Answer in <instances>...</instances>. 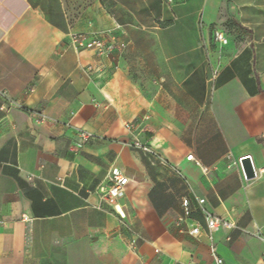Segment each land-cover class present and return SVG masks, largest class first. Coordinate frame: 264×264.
I'll return each instance as SVG.
<instances>
[{
    "label": "crops",
    "instance_id": "obj_1",
    "mask_svg": "<svg viewBox=\"0 0 264 264\" xmlns=\"http://www.w3.org/2000/svg\"><path fill=\"white\" fill-rule=\"evenodd\" d=\"M112 167L134 250L98 193ZM200 199L243 230L209 241ZM212 249L264 264V0H0V264H215Z\"/></svg>",
    "mask_w": 264,
    "mask_h": 264
},
{
    "label": "built area",
    "instance_id": "obj_2",
    "mask_svg": "<svg viewBox=\"0 0 264 264\" xmlns=\"http://www.w3.org/2000/svg\"><path fill=\"white\" fill-rule=\"evenodd\" d=\"M212 38L214 41L220 43L221 45H225L228 40L227 37L224 35V33L219 29L213 30ZM71 41L76 47L80 49L94 50L98 56L108 55L116 47L114 41L106 40L102 37H99L96 34H91V35L76 34L72 36ZM39 117H40L39 119L40 121L49 119V117L43 113H40ZM80 135L83 139H88L91 136L90 133L86 131H81ZM133 147L141 149L142 151L150 153L154 156L155 155L157 156V154L154 151H152L147 144L140 142L138 139H134ZM186 158L188 160L194 159L192 154L187 155ZM128 180H129L128 177L124 175V173L118 167H112L107 173L105 183L98 187V193L100 195L101 201L111 206L114 209V211L118 215L120 223L124 225L126 229L133 235L132 238L129 240L127 246L129 249L134 250L136 247V241L140 239V236L137 233H135V231H133V229L128 224H126L125 222L126 214L123 212L121 205L119 203V199L123 193L125 186L128 183ZM202 202L203 200L201 199L198 200L199 208L204 213L206 227L209 230V234H208L209 241H213V233L219 229L240 230V231L243 230L240 227H238L236 223L230 221L229 219L214 215L206 211L202 206ZM181 204L183 207L184 215L186 216L189 215L190 214L189 200L187 198H182ZM188 233L190 235H198L200 233V227L195 225L190 229H188ZM254 234L258 237H261L258 232H255ZM229 239L230 236L226 238V240ZM154 250L155 252L159 251L158 248H155ZM212 255L215 264H220L222 262V259L214 253L213 249H212ZM262 256L264 258V251L262 253ZM169 264H195V263L194 262L182 263L179 261H172Z\"/></svg>",
    "mask_w": 264,
    "mask_h": 264
},
{
    "label": "water",
    "instance_id": "obj_3",
    "mask_svg": "<svg viewBox=\"0 0 264 264\" xmlns=\"http://www.w3.org/2000/svg\"><path fill=\"white\" fill-rule=\"evenodd\" d=\"M240 163H241V167H242L244 176L247 179L253 178L255 176V173H254V168H253V165L251 163L250 157H248V156L242 157L240 159Z\"/></svg>",
    "mask_w": 264,
    "mask_h": 264
}]
</instances>
